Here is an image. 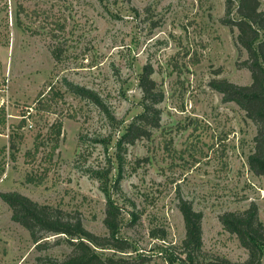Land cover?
<instances>
[{"label":"rangeland","instance_id":"374dc122","mask_svg":"<svg viewBox=\"0 0 264 264\" xmlns=\"http://www.w3.org/2000/svg\"><path fill=\"white\" fill-rule=\"evenodd\" d=\"M225 16L226 0H0V107L7 116L6 125L0 118V148L7 147L0 264H53L74 250L58 235L41 248L34 244L1 197L9 192L77 212L101 237L109 236L111 200L121 208L120 238L131 249L99 250L102 257L191 264L183 251L180 194L204 214L205 254L195 264L248 259L220 222L226 212L255 203L264 223V176L248 164L257 127L210 86L215 79L252 83L248 55L239 52ZM146 66L164 94L160 126L120 155V138L142 112ZM70 86L95 92L103 107ZM58 123L56 140L50 129ZM13 132L21 137L15 159L8 148Z\"/></svg>","mask_w":264,"mask_h":264},{"label":"trees","instance_id":"16d2710c","mask_svg":"<svg viewBox=\"0 0 264 264\" xmlns=\"http://www.w3.org/2000/svg\"><path fill=\"white\" fill-rule=\"evenodd\" d=\"M223 24L234 32L237 31L236 44L240 53L246 52L248 59L245 67L251 72L252 83L247 86L237 85L228 80H213L210 86L223 96L225 102H234L246 112L247 118L257 127L255 148L248 158L250 170L257 176H264V9L261 0H226V16ZM55 59L60 54L54 52ZM153 70L150 66L144 68L140 87L143 91L142 112L135 116L127 126L119 140L118 150L121 153L129 145L138 140L149 138L151 130L160 126L162 113L159 105L163 102L164 94L158 89L152 78ZM70 88L79 96L103 107L99 96L88 89ZM54 89L51 86L50 92ZM42 96V95H41ZM46 97V96H44ZM43 97V98H44ZM41 101L39 100L38 103ZM37 110V108H35ZM29 113V112H28ZM31 116V114H29ZM21 129L28 118L24 116ZM0 118L6 125L7 116L4 107H0ZM62 123L53 125L50 135L58 140L61 135ZM17 133L9 135V150L15 159L20 150ZM7 147L0 148V176L5 173V157ZM121 176L116 186L119 188ZM2 199L10 206L13 220L29 231L34 244L41 248V243L49 235L65 237V241L74 248L72 254L64 261L53 264H127L124 258L102 257L99 250H113L115 254L126 253L131 244L120 238L123 225L121 208L111 200L107 201L105 225L109 230L108 237H101L88 231L79 213L67 212L61 208L43 205L18 192L3 193ZM178 208L183 215L186 235L183 241V251L186 260L195 264L196 260L204 256L203 219L204 214L194 209L193 203L178 194ZM223 229L236 235L242 247L248 251L245 262H231L227 258L217 257L215 264H262L264 258V223L260 219L259 207L252 203L243 212H226L220 217ZM45 247L49 243L43 244Z\"/></svg>","mask_w":264,"mask_h":264}]
</instances>
